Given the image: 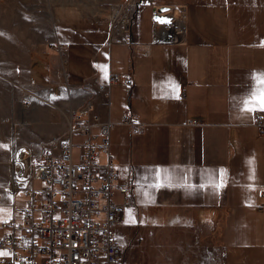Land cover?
<instances>
[{
  "label": "crops",
  "instance_id": "obj_1",
  "mask_svg": "<svg viewBox=\"0 0 264 264\" xmlns=\"http://www.w3.org/2000/svg\"><path fill=\"white\" fill-rule=\"evenodd\" d=\"M135 2L128 43L113 38L109 18L78 12L59 25L67 84L80 87L68 113L92 103L113 123L110 152L133 190L123 221L129 211L133 234L186 230L195 246L218 230L222 254L212 264H264V137L254 119L264 105V0ZM111 75L123 81L107 97L98 87ZM1 191L0 241L5 223L21 221L17 195L27 202Z\"/></svg>",
  "mask_w": 264,
  "mask_h": 264
},
{
  "label": "rangeland",
  "instance_id": "obj_2",
  "mask_svg": "<svg viewBox=\"0 0 264 264\" xmlns=\"http://www.w3.org/2000/svg\"><path fill=\"white\" fill-rule=\"evenodd\" d=\"M114 9L119 10L116 19L112 18ZM167 11L157 10L159 14ZM78 12L83 18L117 20L113 28L119 34L120 24L119 30L128 22L124 33L130 29L138 8L135 0H0V189L3 193L11 185L10 168L17 162L15 148L29 150L30 174L45 148L55 140L66 139L73 112L68 113L67 104L77 96L80 87L67 84L68 69L63 62L66 47L58 39L57 31L59 25L60 29H67L71 20L77 19ZM54 56L59 57L57 62ZM35 108L45 112L46 127L35 137H25L20 128L35 124L29 116ZM13 126L18 131L15 143ZM83 142L84 138H74L75 145ZM79 155L80 149L75 148L76 162ZM42 187L41 182L35 183L36 189ZM16 200L19 207L26 206L22 194ZM126 214L123 225L112 230L124 247L120 264H212L221 257L218 230L212 235L204 233L194 246L189 237L183 239L185 233L189 234L186 230L172 233L162 227L156 232L144 228L133 234L129 211ZM133 218L138 224L143 222L138 216Z\"/></svg>",
  "mask_w": 264,
  "mask_h": 264
},
{
  "label": "built area",
  "instance_id": "obj_3",
  "mask_svg": "<svg viewBox=\"0 0 264 264\" xmlns=\"http://www.w3.org/2000/svg\"><path fill=\"white\" fill-rule=\"evenodd\" d=\"M122 81L119 75H111L98 90L108 97L109 89ZM126 83L131 85L129 80ZM254 119L264 137V111H257ZM123 120L135 124L127 112ZM112 128L110 119L92 103L71 113L66 139L55 140L44 149L24 185L15 191L24 193L27 202L18 210L20 222L10 220L4 225L0 251L8 255L0 256V264L122 262L124 247L112 230L123 224L125 208L134 194L130 185L120 182L111 156ZM75 137L84 142L75 145ZM75 148L80 149L77 162ZM100 155L105 157L102 164ZM35 182L43 187L36 189Z\"/></svg>",
  "mask_w": 264,
  "mask_h": 264
},
{
  "label": "bare ground",
  "instance_id": "obj_4",
  "mask_svg": "<svg viewBox=\"0 0 264 264\" xmlns=\"http://www.w3.org/2000/svg\"><path fill=\"white\" fill-rule=\"evenodd\" d=\"M117 15H119V10L114 9V18L115 19H116ZM116 22H117V20L114 21V23H116ZM120 25H119V27H120ZM119 27H117L119 34H115L113 38L120 43H128L127 36H126L128 31L124 33V31L119 30ZM118 36H120V37H118ZM121 36H124V37H121ZM121 39H123V41ZM26 109H27V107H26ZM26 111H28V110H26ZM32 113L36 115V116H34V123L35 124H33V126H31V128L26 129V131L24 132V136L27 133L31 132L28 135H32L35 137V135H37L39 133L41 128L46 127L43 125V124H45V122L47 120V116L44 115L45 112L41 111L40 109H35V110H33ZM13 128H15V127L13 126ZM13 134H14V143H15V141L17 139V131L14 130ZM25 137H27V135ZM29 154H30L29 150H27L26 148H22L21 150H17L18 160L14 164V166L11 165V168H10V177L12 179V185L7 187V191L9 193L14 194L19 186L24 185V182L27 179V176L31 170V166H30L31 164L29 162Z\"/></svg>",
  "mask_w": 264,
  "mask_h": 264
},
{
  "label": "snow or ice",
  "instance_id": "obj_5",
  "mask_svg": "<svg viewBox=\"0 0 264 264\" xmlns=\"http://www.w3.org/2000/svg\"><path fill=\"white\" fill-rule=\"evenodd\" d=\"M164 22H166V21L161 20V23H164ZM260 107H261V110L264 111V105H261ZM248 110L254 111L255 107L249 108ZM7 255H8V253H0V256H7Z\"/></svg>",
  "mask_w": 264,
  "mask_h": 264
}]
</instances>
